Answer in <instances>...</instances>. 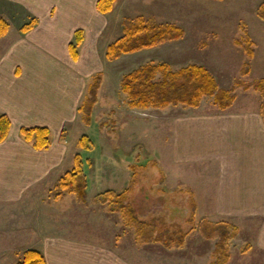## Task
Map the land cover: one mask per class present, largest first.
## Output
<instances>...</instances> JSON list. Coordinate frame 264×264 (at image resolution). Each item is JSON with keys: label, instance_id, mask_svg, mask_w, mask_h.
Segmentation results:
<instances>
[{"label": "rangeland", "instance_id": "374dc122", "mask_svg": "<svg viewBox=\"0 0 264 264\" xmlns=\"http://www.w3.org/2000/svg\"><path fill=\"white\" fill-rule=\"evenodd\" d=\"M263 2L116 0L108 15L107 28L93 45L94 65L90 73L93 77L102 72L99 99L89 124L81 118L72 123L68 133V158L60 169L66 172L74 165L70 154L75 148L91 162L90 166L85 165L86 200L78 201L73 194L54 199L52 191L56 181H47L32 189L17 204L0 205V264L18 263L27 250L22 247L24 239L33 237L35 241V232L38 242L46 234L78 238L117 250L134 264H217L222 258V252L215 251L217 239L204 237L197 227L201 219L210 220L205 213L207 208L203 207L202 177L198 173L191 175L189 167L186 170L168 160L164 150L166 132L161 126L170 116L219 109L209 97H204L198 107L132 109L127 106L119 84L124 74L148 62H165L172 70L191 63L202 65L214 76L219 88L224 89L235 87V78L245 82L264 78V19L257 14ZM12 7L18 10L9 20L10 36L33 18L25 8ZM137 16L156 24H175L184 34L178 40L124 54L115 61L106 60V46L122 34L123 19ZM245 35L253 42L252 58L236 43L243 41ZM245 62L249 63L250 71L241 76ZM234 93L233 103L237 108L259 109L264 102V96L251 88L236 87ZM84 134L94 143L92 152L78 146ZM145 160H149L147 165L136 167L133 175L128 167ZM202 173L204 175V171ZM129 185L132 190L125 203L140 219L155 222L160 229L187 232L182 247L165 249L160 243L136 241L134 230L125 224L119 213L93 200L105 190L120 192ZM193 201L198 205L196 213L192 210ZM191 217L193 222H190ZM236 227V236L227 241L229 257L224 264H264V251L251 245L248 231ZM8 231L12 235L7 236Z\"/></svg>", "mask_w": 264, "mask_h": 264}, {"label": "crops", "instance_id": "0c3cea01", "mask_svg": "<svg viewBox=\"0 0 264 264\" xmlns=\"http://www.w3.org/2000/svg\"><path fill=\"white\" fill-rule=\"evenodd\" d=\"M0 1V16L8 23L18 10L12 6L25 8L35 19L29 31L21 32V26L10 36L9 24L0 37V114L11 120L0 142V205H14L65 173L60 169L68 158V133L81 118L78 107L94 77L93 45L107 28L110 12H99L97 0ZM78 29L83 40L73 60L69 43ZM37 126L49 129L46 149H35L20 134L21 127ZM161 127L168 160L202 177L208 218L238 225L248 231L251 245L264 251V120L259 109L233 103L227 110H194L170 116ZM77 153L78 148L71 152L72 163ZM34 235L35 241L24 239L22 247L42 252L46 264H134L106 246L57 234L38 242Z\"/></svg>", "mask_w": 264, "mask_h": 264}, {"label": "trees", "instance_id": "16d2710c", "mask_svg": "<svg viewBox=\"0 0 264 264\" xmlns=\"http://www.w3.org/2000/svg\"><path fill=\"white\" fill-rule=\"evenodd\" d=\"M116 0H97L96 9L103 13L113 10ZM257 14L264 19V2L260 4ZM35 19L24 24L20 31L25 33L33 28ZM122 34L106 46L104 57L108 61H115L124 54L133 53L142 49L152 48L165 42L180 39L184 31L181 27L163 23L156 24L145 20L141 16L124 18L122 21ZM8 21L0 16V37L9 30ZM83 40V32L78 29L74 32L69 43V52L73 60L78 58V46ZM242 42V43H241ZM242 45L245 55L252 58L254 55L253 42L250 36L245 35L243 41H236ZM250 71L248 62L241 68L240 75H247ZM102 82V72H97L87 87V92L78 112L81 119L89 124L95 104L98 102V91ZM235 87L230 89L219 88L214 76L202 65L191 63L176 70H172L165 62H148L124 74L120 80V91L127 99V106L134 109L165 108L168 106L198 107L204 97L212 98L213 104L219 110L229 109L235 101L234 90L241 87L245 90L253 89L264 96V78L245 82L241 78L234 79ZM259 111L264 120V102ZM11 120L5 113L0 114V142L4 141L9 133ZM20 134L23 139L30 142L35 149H46L50 144L49 129L46 127H21ZM78 146L85 152H92L95 147L92 139L84 134L78 140ZM149 160L139 162L136 166L128 168L136 173V167H145ZM90 161L84 159L81 153L74 157L73 167L61 175L55 182L52 195L54 199H61L66 194L75 195L78 201L84 202L87 197L88 177L85 169ZM156 166V163H153ZM132 188L129 185L120 192L108 189L94 197L95 202L107 204L109 211L119 213L125 224L134 230L135 239L140 243H160L165 249L180 248L185 243L187 232L160 229L155 222L140 219L135 211L129 207L125 200ZM195 213L196 205L192 202ZM193 222V217L190 218ZM199 232L206 238H216V252H222V258L217 264H224L229 255L226 253L227 241L237 234L235 224L227 221H211L203 218L199 221ZM16 264H46L42 252L37 249H27L23 252L21 260Z\"/></svg>", "mask_w": 264, "mask_h": 264}]
</instances>
